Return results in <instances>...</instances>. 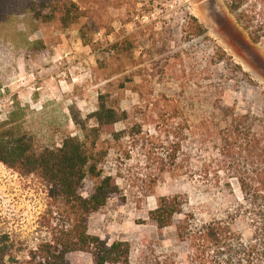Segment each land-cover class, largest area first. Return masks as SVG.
I'll list each match as a JSON object with an SVG mask.
<instances>
[{
	"label": "rangeland",
	"instance_id": "1",
	"mask_svg": "<svg viewBox=\"0 0 264 264\" xmlns=\"http://www.w3.org/2000/svg\"><path fill=\"white\" fill-rule=\"evenodd\" d=\"M31 2L0 0V125L30 137L38 152L56 149L69 137L85 140L82 125L96 126L92 115L105 95L116 110L134 113L115 132L141 130L135 141L101 136L99 147L109 152L104 175L121 193L90 216L89 233L128 242L130 264H189L178 238L185 221L195 228L223 222L249 239L248 225L234 222L241 192L234 151H224L219 131L228 109L264 117V37L252 41L234 0H86L81 6L102 28L92 47L78 26L33 22ZM189 14L206 37L186 27ZM95 184L85 180L81 195L89 198ZM49 192L38 176L0 163V264H19L51 239L60 217ZM176 196L182 214L158 229L150 212ZM74 260L93 264L85 253Z\"/></svg>",
	"mask_w": 264,
	"mask_h": 264
},
{
	"label": "trees",
	"instance_id": "2",
	"mask_svg": "<svg viewBox=\"0 0 264 264\" xmlns=\"http://www.w3.org/2000/svg\"><path fill=\"white\" fill-rule=\"evenodd\" d=\"M85 1L32 0L31 20L57 23L65 29L78 26L83 45L92 47L94 36L102 28L92 23L89 10L81 6ZM231 9L250 31L252 41L259 42L264 37V0H234ZM185 24L195 37L207 36L203 25L190 14ZM216 51L222 53L219 63H224L227 54L220 48ZM237 69L241 71L240 67ZM133 114L116 110L107 96L101 95L98 110L92 115L96 126L82 125L87 133L85 140L69 137L61 147L42 152L35 149L30 137L14 135L6 125H0V163L22 176L36 175L48 184L50 207L60 217L51 239L32 250L28 259L19 264H76L75 255L80 253L91 255L93 264H130V244L122 241L110 244L91 235L88 220L121 193L115 178L104 175L109 152L99 147L101 136L110 135L118 142L125 136L135 141L141 134L138 126L126 133L114 130L118 123L133 119ZM223 121L224 128L219 134L226 144L224 151H234V177L241 192L234 222L242 219L251 237L246 239L223 222L195 228L185 221L178 227V238L189 247V264H264V117L237 115L228 109L223 111ZM87 179L96 184L90 197L84 198L80 190ZM182 207L178 196L161 198L150 218L158 229H167L182 214Z\"/></svg>",
	"mask_w": 264,
	"mask_h": 264
}]
</instances>
